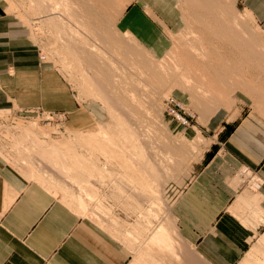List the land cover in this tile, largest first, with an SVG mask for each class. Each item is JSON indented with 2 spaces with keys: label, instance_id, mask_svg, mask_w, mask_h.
Masks as SVG:
<instances>
[{
  "label": "rangeland",
  "instance_id": "1",
  "mask_svg": "<svg viewBox=\"0 0 264 264\" xmlns=\"http://www.w3.org/2000/svg\"><path fill=\"white\" fill-rule=\"evenodd\" d=\"M1 1L2 12L14 15L29 27L40 57L57 69L76 103L87 106L95 115L94 125L89 127L92 129L69 132L63 116L50 117L40 110L27 115L0 113V143L4 146L10 141L4 133L8 128L14 136L19 135L16 129L44 131L20 134L22 143H27L22 144L23 154L15 151L13 140L8 148L0 149L4 156L28 167L30 172L36 169V175L42 174L60 193L71 196L69 202L76 208L78 186L84 187L91 195L89 207L94 216L89 210L83 214L101 222L109 233L112 227H122L125 245L133 254L130 264H171L174 257V262L181 264L180 257L188 253L191 259L194 257V264H205L180 233L173 212V203L193 172V162L201 157L209 140L198 132L191 133V129L209 128L210 115L218 108L232 107L235 97L246 99L251 108L262 111L264 63L219 38L213 25L184 8L182 0H170L171 10H177L180 19L168 38L169 50L160 57H153L132 35L121 33L117 27L118 19L133 0H89L92 12L90 19H85L86 28L81 26L82 20L75 23L62 12L45 13L40 0ZM221 3L231 19H242L243 28L250 34L255 30V37L264 44V30L238 0ZM202 53L206 55L201 59ZM222 54L233 72L219 70L217 78L229 81L230 91L223 97L209 88L212 94L203 97L196 91L208 88L213 75L201 77L200 69L196 72L190 67L198 62L197 57L200 65L204 60L215 65ZM172 65L180 67V71ZM137 70L143 72V79L136 77ZM168 97L182 101L193 114L190 126L183 127L168 115ZM100 133L105 134L102 137ZM173 238L180 244L172 242ZM239 264H264V246H253Z\"/></svg>",
  "mask_w": 264,
  "mask_h": 264
},
{
  "label": "crops",
  "instance_id": "2",
  "mask_svg": "<svg viewBox=\"0 0 264 264\" xmlns=\"http://www.w3.org/2000/svg\"><path fill=\"white\" fill-rule=\"evenodd\" d=\"M238 2L264 30V0ZM1 7L0 0V113L40 110L63 116L69 132L92 129L95 115L76 103L57 69L40 58L29 27ZM172 8L170 0H133L117 27L160 57L169 50L168 38L180 19ZM210 117L209 128L191 129L209 140L173 212L180 233L205 264H239L253 246H264V109L235 97L232 107L218 108ZM8 130L5 136L18 141L12 145L22 154L27 143L20 134L44 133L16 129L14 136ZM10 141L0 143V149ZM111 229L80 213L61 193L53 194L45 182L30 178L28 167L0 150V264H130L133 254L122 227Z\"/></svg>",
  "mask_w": 264,
  "mask_h": 264
},
{
  "label": "bare ground",
  "instance_id": "3",
  "mask_svg": "<svg viewBox=\"0 0 264 264\" xmlns=\"http://www.w3.org/2000/svg\"><path fill=\"white\" fill-rule=\"evenodd\" d=\"M76 1V0H75ZM92 0H90L91 2ZM74 2V0H73ZM69 0H40V7L42 10L45 11V13H49V14H60L62 12V15L66 16V18H69V19H72L75 23H81L80 20L83 21V23L81 24L82 27L86 28L88 22L85 20V19H90V16H91V8H89L90 6V2L89 0H77V2L73 3ZM222 0H182V3H183V7H187V9L189 8L190 11H192V13L194 14H199V16L203 17L204 19H206V21L210 22V25H213L211 26L212 28L214 27V29H216L218 32H219V38H221L222 40H227L229 41V43L235 47L238 48V52L241 51V53H245L247 54L250 58L254 59L255 61L257 62H261V63H264V44H261V40L258 39L257 37H255V30L251 33L253 34H250L248 33V31H246L244 28H243V21L242 19H239V17H236L234 19H231L229 17V15L227 14V12L225 11L226 9L223 7L222 5ZM177 3H178V0H177ZM94 7V6H93ZM101 7V6H100ZM103 7V6H102ZM177 7L179 9V4H177ZM104 8V7H103ZM115 8V7H114ZM111 12V11H110ZM224 14H227L228 17H225ZM65 18V19H66ZM75 18V19H74ZM59 20V19H58ZM241 20V21H240ZM65 21V20H64ZM80 21V22H79ZM86 21V22H85ZM59 23V22H58ZM70 23V22H69ZM207 23V22H206ZM62 25V24H61ZM63 27V26H62ZM65 30V29H64ZM68 31V29H67ZM251 31V30H250ZM68 33V32H67ZM257 34V32H256ZM258 36V35H257ZM260 37V36H259ZM58 38V37H57ZM261 38V37H260ZM263 39V38H262ZM201 42V41H200ZM178 43V42H177ZM221 44V43H220ZM223 44V42H222ZM69 45V44H68ZM224 49L227 48L226 45L224 44L223 45ZM69 48V47H68ZM220 48V46H219ZM222 48V47H221ZM191 50H194V48H191ZM195 51V50H194ZM208 52V51H206ZM241 53L240 56L242 55ZM227 54V53H226ZM224 54V55H226ZM230 54V53H229ZM197 55V54H196ZM201 57V59L206 55L204 53L202 54H199ZM197 57V56H196ZM221 57V58H220ZM218 56V58H220L214 65V62L213 61H207V60H204L202 62V66L203 68L201 67L200 63H201V59L199 58L198 60V57L195 58L198 62L194 63L193 66L190 67V70H192V68L194 67L196 72L198 71L197 69H200L202 72H200V76L201 77H205L206 75H213V79H211V81H208L207 84H208V88L206 89H201L199 91H196L198 94H200L201 96L203 97H207L209 94H212V91L209 90V88H211L213 91L217 90V93L218 95H222L223 97H225L226 94H228V92L230 91V88L231 86L228 85V82H226L223 78V77H218L217 78V74H218V71L219 70H223L224 73H227V72H233V70L229 67H227L228 63L225 64L224 62V58L225 56H223V54L221 56ZM41 59H43V56L40 57ZM228 58H230V56H228ZM242 59H244V57H242ZM220 61L222 63H220ZM239 61V60H238ZM165 62V61H164ZM163 62V63H164ZM240 62V61H239ZM243 64V62H240ZM240 64V65H242ZM230 65V64H229ZM173 66V65H172ZM162 67V66H161ZM175 69L174 70H179L180 71V67L178 66H173ZM244 67V66H243ZM133 68V67H132ZM136 69V67H134ZM254 68V66L252 67ZM241 69H242V66H241ZM154 70V69H153ZM243 71L244 68L242 69ZM155 71V70H154ZM161 71V70H160ZM249 71V69H248ZM178 72V71H176ZM163 73V72H162ZM169 73V72H168ZM174 73V71H173ZM197 74V73H196ZM137 78L138 79H143V72L142 71H139L137 70V74H136ZM163 75V74H162ZM227 77V76H226ZM137 79V80H138ZM186 80V79H185ZM113 81V80H112ZM113 83V82H112ZM186 83V82H185ZM189 83V82H188ZM99 87L101 86L100 83L97 84ZM206 86V85H204ZM207 87V86H206ZM145 88V87H144ZM191 91V90H190ZM214 94H216L214 92ZM216 96V95H215ZM170 98V97H168ZM167 98V99H168ZM166 99V100H167ZM210 99V98H209ZM165 107H166V103H165ZM169 115V114H168ZM170 116V115H169ZM171 117V116H170ZM172 118V117H171ZM173 119V118H172ZM176 121V120H175ZM179 123V122H178ZM181 126H183L181 123H179ZM185 127V126H183ZM103 132V131H102ZM28 133L25 132V134ZM105 133H100V135H102V137L104 136ZM98 138H101V136L98 135ZM18 143V141H16ZM30 170V169H29ZM36 170V169H35ZM34 169H32V171L30 172V178H34V179H38V180H41L43 181V183L45 182L49 187L50 189L53 191V194H57V192L60 193V189H58L56 187V185L49 183V182H46L45 179L42 178V174L40 176V173L39 175L36 173H34L35 171ZM37 171V170H36ZM45 173V172H44ZM47 174V173H46ZM51 175H49L48 177H50ZM54 185V186H52ZM82 187V186H81ZM80 186H78V196L76 197V206L78 208L79 211H81L82 213L85 212V211H90V215H93L91 214V212L94 213V211H91L90 210V205H89V202H90V197L91 195L88 194L85 190H84V187L81 188ZM58 190H57V189ZM61 194L67 198V200L71 199V196H69L67 193H62ZM88 214V213H87ZM96 214V213H95ZM89 215V216H90ZM94 216V215H93ZM96 216V215H95ZM114 223V222H113ZM98 225L100 224L101 227L103 228V224H101V222L98 221L97 223ZM168 226V225H167ZM106 228V231H107V227H104ZM162 228V227H161ZM159 228V229H161ZM164 230L165 232H167L165 229H162ZM109 231V230H108ZM171 232V231H170ZM173 232V231H172ZM164 234V232H163ZM166 234V233H165ZM150 235V234H149ZM170 235V234H169ZM166 236V235H165ZM168 236V235H167ZM160 237V236H159ZM164 237V235H163ZM170 237H173V235H171ZM178 238V237H177ZM151 240V238H150ZM164 240V238H163ZM170 241L172 240V238L169 239ZM168 240V241H169ZM177 239L174 240L173 238V241L175 243ZM165 241V240H164ZM167 241V242H168ZM149 242V241H148ZM153 242V241H152ZM172 246H174V243ZM147 243V242H146ZM176 243L179 245L180 242L177 240ZM176 244V245H177ZM150 245V244H149ZM153 245V243H152ZM151 245V246H152ZM170 245V244H169ZM175 245V246H176ZM147 247V246H146ZM157 247V246H156ZM155 247V248H156ZM171 247V245L169 246ZM181 247V246H179ZM151 248V247H150ZM154 249V248H153ZM167 249V248H166ZM165 249V250H166ZM171 250V248H169ZM164 250V251H165ZM170 250H168L170 252ZM173 250V249H172ZM182 250V249H180ZM185 250V249H184ZM148 251V250H147ZM150 251V250H149ZM158 251V250H157ZM163 251V250H162ZM159 252V251H158ZM166 253V252H165ZM173 253H176L175 251H173ZM178 253V252H177ZM184 253V252H183ZM183 253H181L180 255H183ZM184 254H187V253H184ZM158 255V254H156ZM171 255V254H170ZM175 255V254H174ZM173 255V256H174ZM189 257H188V256ZM187 255H184L183 257H180L181 258V264H194L193 262V258L191 259L190 258V254L188 253ZM160 256V255H159ZM176 256V255H175ZM178 256V255H177ZM176 256V257H177ZM186 256V257H185ZM165 258V257H164ZM171 258H173L171 256ZM179 257H177V260H178ZM176 260V261H177ZM172 261L174 262L175 261V257L172 259ZM172 262V263H173ZM178 262V261H177ZM162 263H163V260H162ZM170 263V262H169ZM171 263V264H172ZM179 263V262H178ZM158 264V263H157ZM173 264H177V263H173Z\"/></svg>",
  "mask_w": 264,
  "mask_h": 264
},
{
  "label": "built area",
  "instance_id": "4",
  "mask_svg": "<svg viewBox=\"0 0 264 264\" xmlns=\"http://www.w3.org/2000/svg\"><path fill=\"white\" fill-rule=\"evenodd\" d=\"M166 111L174 120L183 126L188 127L191 125L193 114L186 109L182 101L172 97L168 98L166 100Z\"/></svg>",
  "mask_w": 264,
  "mask_h": 264
}]
</instances>
